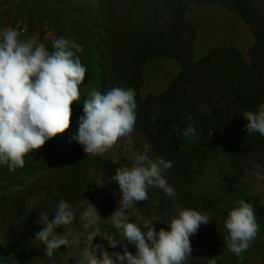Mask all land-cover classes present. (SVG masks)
<instances>
[{
  "label": "trees",
  "instance_id": "1",
  "mask_svg": "<svg viewBox=\"0 0 264 264\" xmlns=\"http://www.w3.org/2000/svg\"><path fill=\"white\" fill-rule=\"evenodd\" d=\"M208 4L234 11L248 27L254 42L247 59L229 46L211 48L193 59L196 31L185 13L191 6ZM45 24L54 41L63 37L82 46L76 55L86 73L79 89L100 87L101 94L118 86L135 90V127L153 146V159L171 161L172 168L183 175H201L219 143L227 166L223 174L227 190H234L257 171L264 179V171L254 168L255 164L264 167V136L247 132L243 117L246 111L255 112L264 104V0H22L14 9L0 11V32L18 25L21 41ZM46 49L54 51L53 44ZM159 58L175 60L180 71L163 92L142 97L141 69L147 60ZM85 99L71 105L70 127L80 124ZM189 123L197 129V137L183 135ZM70 127L29 153L23 168L10 171L7 165H0V264L53 261L34 238L39 230L33 222L36 211L28 209L31 198L40 197L38 212L52 217L60 199L71 208L77 205L92 182V172L115 174L122 166L86 154L73 139L78 129L69 137ZM165 179L174 187V197L149 187L146 200L158 223L171 218L181 191ZM185 193L192 198L190 190ZM241 200L252 205L257 223L264 221V206L257 198L241 193L236 202ZM184 201V208L202 214L217 212L207 196H200L194 204Z\"/></svg>",
  "mask_w": 264,
  "mask_h": 264
},
{
  "label": "clouds",
  "instance_id": "2",
  "mask_svg": "<svg viewBox=\"0 0 264 264\" xmlns=\"http://www.w3.org/2000/svg\"><path fill=\"white\" fill-rule=\"evenodd\" d=\"M19 35L12 28L0 32V165H7L10 171L23 168L29 153L70 127L71 105L80 100L78 86L86 73L76 55L83 50L81 45L61 37L54 41V51L50 53L43 44L37 43L36 37L21 41ZM135 96L133 88L118 86L102 94L92 91L84 100V115L80 117L78 134L73 139L83 146L86 154L103 155L120 139L131 136L137 118ZM243 117L247 120V132L264 136V104L255 112L246 111ZM188 119L192 120L191 115ZM183 135L194 138L199 133L189 123ZM131 145L129 139L131 166L118 167L111 178L119 186L121 200L119 210L110 220L113 227L120 230L123 240L135 245V254L127 250L126 243H121L123 253L100 248L97 255L88 247L76 264H189L190 237L211 217L185 208L170 220L167 230L158 231L153 226V221H159L158 217L146 221L143 229L129 222L125 210L146 201L149 187L163 190L168 197L175 195L174 187L164 177L166 170L172 167L171 161L151 158V144H145L142 151L134 150ZM254 168L264 171L260 164H255ZM254 174L259 176L260 172ZM74 217L71 206L63 199L58 201L51 219L46 214L40 217L43 228L34 238L44 243L48 257L62 245H69L68 238L55 229L72 223ZM82 218L89 222L86 227L93 226L87 233L89 242L97 235L107 239L94 227L101 217L93 205L85 209ZM224 227L228 233L224 243L230 252L240 257L259 231L252 205L239 201L237 207L229 210ZM108 241L112 248L116 247L117 241ZM209 264H216V260H210Z\"/></svg>",
  "mask_w": 264,
  "mask_h": 264
},
{
  "label": "rangeland",
  "instance_id": "3",
  "mask_svg": "<svg viewBox=\"0 0 264 264\" xmlns=\"http://www.w3.org/2000/svg\"><path fill=\"white\" fill-rule=\"evenodd\" d=\"M20 1L22 0H0V11L9 8L14 9ZM117 1L119 0H115V2ZM185 19L196 31L192 44L194 60L199 59L209 49L219 46L233 48L237 46L243 50L241 53L247 59V50L254 39L248 27L234 11L218 4L191 6L185 13ZM112 20L116 21L115 18H112ZM17 28L18 25L15 30ZM23 29L25 30L26 28L23 27ZM21 33L23 34V31ZM31 37H36L37 43L43 44L46 48L54 43L49 26L46 24L38 29L37 32L31 33L27 39ZM179 71L180 68L173 59L147 60L141 69L143 77L141 96L145 97L148 94L163 92ZM99 88L87 87L79 89L80 99L89 98L92 91L100 92ZM76 123L69 129L68 135L70 138L74 136L75 130L79 128ZM129 139L132 141V148L136 151H142L144 145L149 144L135 127L130 137L120 139L114 147L99 156L115 163L131 166V152L128 151ZM193 142L194 140L191 143ZM219 148L220 144L218 143L215 156H211L205 161L201 175L193 173L183 175L172 167L166 170L164 177L173 181L181 190L176 195L179 201L174 203L172 216L169 220L161 223L153 221V226L157 231L160 228L167 230V224L170 220L176 217L180 210L185 209L183 207L184 199H187L189 204H194L200 196H207L213 200V205L217 208V212L210 210L203 212L211 219L207 224H202L197 233L190 237L192 253L189 258V264H209L212 259L216 260V264H264V221L257 223L259 226L257 237L249 249L242 253L240 257L230 252L226 243H224L228 236L224 221L229 210L239 205V202L236 201L241 193L257 198L259 204L264 206V179L257 175H252L242 179L234 190H227L223 183V174L227 171V166L225 158L219 152ZM154 152L155 150L153 149L149 153L151 158ZM112 176H114L112 172H92V182L87 186L82 199L72 208L75 213L72 223L55 229L58 234H63L68 238L69 245H62L53 252L51 264H76V260L83 256L88 247L90 250H95L97 255H99L100 248L110 253H123L124 249L121 247V243L127 244V242L123 240L120 230L115 229L110 220V216L119 210V201L121 200L119 186L111 179ZM187 190H190L192 198L185 193ZM40 199V197H35L28 202V209L36 211L35 216L33 215V222L39 231L43 228V225L39 223L40 217L43 216L38 212ZM90 204L95 207L101 217V220L94 227H97L99 233L106 236L108 240L117 241L115 248H112L109 241L100 235L95 236L90 242L88 241L87 233L93 230V226L86 227L85 225L89 222L83 219L82 216ZM149 207L148 202L140 201L134 207L125 210V215L129 222H134L143 229L144 223L153 219V211ZM49 218L51 219V217ZM39 244V249L45 251L44 243L39 241ZM127 250L133 254L136 251L135 248L128 245Z\"/></svg>",
  "mask_w": 264,
  "mask_h": 264
},
{
  "label": "crops",
  "instance_id": "4",
  "mask_svg": "<svg viewBox=\"0 0 264 264\" xmlns=\"http://www.w3.org/2000/svg\"><path fill=\"white\" fill-rule=\"evenodd\" d=\"M251 40H252V39H251ZM253 42H254V40L251 41V44H250L249 46H251V45L253 44ZM234 48L238 49V51H240V52H243V50L240 49V48H238L237 46H235ZM198 58H199V57H198Z\"/></svg>",
  "mask_w": 264,
  "mask_h": 264
}]
</instances>
